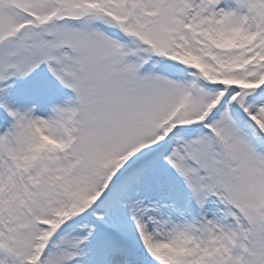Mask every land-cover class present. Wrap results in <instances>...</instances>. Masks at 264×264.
<instances>
[{
	"label": "snow or ice",
	"instance_id": "1",
	"mask_svg": "<svg viewBox=\"0 0 264 264\" xmlns=\"http://www.w3.org/2000/svg\"><path fill=\"white\" fill-rule=\"evenodd\" d=\"M0 264H264V0H0Z\"/></svg>",
	"mask_w": 264,
	"mask_h": 264
}]
</instances>
